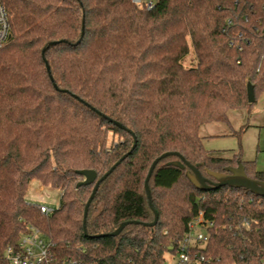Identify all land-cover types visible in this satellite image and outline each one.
Returning a JSON list of instances; mask_svg holds the SVG:
<instances>
[{"label": "trees", "instance_id": "obj_1", "mask_svg": "<svg viewBox=\"0 0 264 264\" xmlns=\"http://www.w3.org/2000/svg\"><path fill=\"white\" fill-rule=\"evenodd\" d=\"M1 1L11 37L0 49V251L37 228L51 244L49 264H167L202 213L209 240L191 264H264V197L199 189L187 166L172 163L177 155L149 182L156 225L111 234L122 222L154 221L145 180L166 152L211 180L208 171L242 162L264 181L251 162L210 154L199 134L264 94V0H156L151 9L134 0ZM123 156L85 232L95 183L77 187L78 171L99 179ZM34 180L60 192L50 214L27 199Z\"/></svg>", "mask_w": 264, "mask_h": 264}, {"label": "rangeland", "instance_id": "obj_2", "mask_svg": "<svg viewBox=\"0 0 264 264\" xmlns=\"http://www.w3.org/2000/svg\"><path fill=\"white\" fill-rule=\"evenodd\" d=\"M190 58H187L186 65L191 64ZM199 134L210 154L226 158L237 155L242 161L251 162L257 170H264V94L249 108L230 110L227 121L202 125ZM118 139V136H110V142ZM59 195L58 190L48 189L39 180H34L27 199H37L55 210L59 207ZM198 231L205 230L197 228L195 232ZM166 259L167 264H174L176 257L167 255Z\"/></svg>", "mask_w": 264, "mask_h": 264}, {"label": "built area", "instance_id": "obj_3", "mask_svg": "<svg viewBox=\"0 0 264 264\" xmlns=\"http://www.w3.org/2000/svg\"><path fill=\"white\" fill-rule=\"evenodd\" d=\"M139 7L151 9L155 6L156 0H134ZM11 24L8 12L0 0V49L2 45L9 39ZM29 203L39 206L43 214H50L53 209L41 204L37 199H29ZM203 214L194 219L190 223V231L185 234L184 241L180 244L178 253L175 255L174 264H191L193 260L199 256L194 249L198 246H204L209 236L205 228L201 227ZM212 222H208L207 226H211ZM249 226V222L245 223ZM197 228L205 231L195 232ZM51 244L46 240L39 229L32 228V231L25 234L16 246H10L3 252L0 251V264H49L50 262Z\"/></svg>", "mask_w": 264, "mask_h": 264}, {"label": "water", "instance_id": "obj_4", "mask_svg": "<svg viewBox=\"0 0 264 264\" xmlns=\"http://www.w3.org/2000/svg\"><path fill=\"white\" fill-rule=\"evenodd\" d=\"M10 37L11 36H9V38ZM56 43H57L56 41L50 42L48 44V46L54 45ZM45 50L46 49H44V51ZM47 68H48V70H50V67L48 64H47ZM248 99H249L250 103H253L256 100L254 88L252 85H250L248 87ZM116 123L118 125H120L118 122H116ZM135 146H136V139H135V144H134L133 148H135ZM170 155H177L180 158L179 161L172 162L173 164L181 166V167L187 166L189 168L188 177H189L190 181L192 182V184L195 185L199 189L218 188V187L227 185V186H231V187L246 188V189L252 191L253 193H255L257 195L264 197V181L257 180L255 178L250 177L247 174L245 165L242 162H238L237 166L227 167L226 168L227 173L208 171L209 175L212 176L213 178H215V180H211L202 174V172L200 171L198 166L191 164L180 153H178V152H166L153 161V163L149 169L147 178L145 180V190H146L147 195H148L149 205L155 214L154 221L151 223H144V222H140V221H136V220L135 221L122 222L119 225V227L111 233L112 235H115V236L118 235L125 228V226L130 224V223H141L144 226H150V227L156 225V223L158 221V213H157L156 209L154 208V205L152 202V193H151V188H150L149 182H150L151 176L153 174V171L155 170L158 163L162 159H164ZM125 157L126 156H123L118 162H116L112 166V168L107 173H105L99 179H98V173L95 170L84 169V170L78 171V173L83 176V180L77 184V187H80L83 185H90V184L95 183L94 189H93V191L90 195V198H89V200L86 204V207H85V214H84L85 232H87L86 231V219L88 216L89 207H90V204L92 203V201H93V199H94V197H95V195L99 189L101 182H103L110 175V173L121 163V161Z\"/></svg>", "mask_w": 264, "mask_h": 264}]
</instances>
